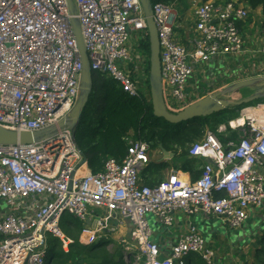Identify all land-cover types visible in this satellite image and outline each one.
I'll return each instance as SVG.
<instances>
[{
    "label": "built area",
    "instance_id": "1",
    "mask_svg": "<svg viewBox=\"0 0 264 264\" xmlns=\"http://www.w3.org/2000/svg\"><path fill=\"white\" fill-rule=\"evenodd\" d=\"M73 5L75 14L70 16L66 0H0L1 127L40 132L69 116L79 96L82 71L71 18L79 23L90 70L111 79L128 97L142 100L135 77L138 74L144 83L148 80L149 61L147 56H135L140 43L148 39L139 0H73ZM174 10V5L155 3L152 19L165 107L177 105L183 110L188 106L185 89L195 66L246 53L239 26L247 21L249 11L235 0L200 4L187 48L175 39ZM258 53L264 56V32ZM250 108L219 125L215 133L206 129L203 138L189 147L190 158L209 159L213 164L205 163L199 178L187 183L172 172L153 187L141 184L140 173L149 164L151 149L130 137L126 138L127 156L121 161L106 159L97 173L86 170L68 129L33 144L0 145L4 211L0 264H47V236L65 242L59 228L65 213L94 223L93 230H85V235L93 237L90 244L122 227L123 221L129 222L130 242L123 243L128 264H186L189 255L212 264L215 254L194 226L161 259L146 216L165 229L173 226L177 213L215 218L226 228L237 229L251 209H261L264 116L251 115ZM228 131L236 138L223 145L217 135L226 138Z\"/></svg>",
    "mask_w": 264,
    "mask_h": 264
},
{
    "label": "trees",
    "instance_id": "2",
    "mask_svg": "<svg viewBox=\"0 0 264 264\" xmlns=\"http://www.w3.org/2000/svg\"><path fill=\"white\" fill-rule=\"evenodd\" d=\"M149 1L151 5L155 3L175 5L187 0ZM232 1L234 0H214V3L221 5ZM235 1L237 4L248 9L249 17L247 20L251 18L256 9L261 8L263 16L262 27L264 28V0ZM140 47L143 53L149 55V42L147 38L141 42ZM145 83V91H149L148 80ZM149 98L147 101L130 98L111 79L106 78L99 72H92V90L74 137L78 149L83 154L86 170L91 173L101 171L104 162L108 158L121 161L129 152L126 138L130 137L133 140L146 142L151 150H159L158 147L162 146L166 152L173 154V158H180V168L176 166L175 170L189 173L192 181H195L201 174V167H197L196 161L190 159L188 156L189 147L203 138L206 129L215 133L219 124H224L221 122L224 116L231 115L251 106L231 107L229 110H224L222 113L214 114L210 117L195 118L181 124L172 125L163 119H157L153 116ZM233 119H229L227 122ZM234 135V132L228 131L226 138L220 134L217 136L222 144L225 145L227 140L234 138ZM173 167L171 161L148 164L141 171L140 178L145 180L148 178L147 176L170 170ZM143 184L153 187L158 183L152 184L151 182H146ZM222 195L217 194L216 197H221ZM81 229L73 236L72 233L70 234L73 239H69L73 243L68 245L69 249L67 252L63 251L62 243L58 239L52 237L47 240V264H63L65 259L70 256V248H73L75 245H78L82 251L88 247L79 241L78 237ZM104 244H107V242L105 241ZM101 246L103 245L99 247L101 248ZM105 250L100 252V254L91 253L89 255L90 264H112L113 256L118 257L116 264H123L120 250L118 253H110Z\"/></svg>",
    "mask_w": 264,
    "mask_h": 264
},
{
    "label": "crops",
    "instance_id": "3",
    "mask_svg": "<svg viewBox=\"0 0 264 264\" xmlns=\"http://www.w3.org/2000/svg\"><path fill=\"white\" fill-rule=\"evenodd\" d=\"M205 2L214 3V0H187L174 5V36L178 43L187 48H189V42L194 32V13L200 4ZM176 7L178 9L177 11ZM262 22L263 16L261 8H258L253 12L249 20L239 26L240 33L244 39V51L246 52L243 56L216 57L206 64L194 67L193 74L188 80L185 89L188 96V105L240 81L264 77V56L258 53L262 45V35L264 32ZM134 37L135 36H133V39ZM140 51L141 47L139 46V49L135 51L136 57L140 56L138 54ZM142 54L144 53L142 52ZM231 97H233V95H231ZM263 106L264 102H258L256 105H251L249 113L256 117L264 116V112L262 113ZM261 118L264 119V117ZM235 135L233 139L236 138ZM149 159V164L161 163L162 154L160 150H151L149 153ZM192 160L196 161L197 167H202L206 163L205 161H201L199 159ZM168 161L172 162L174 166L172 169L147 176L148 178L145 180L140 178V183H160L166 180L172 172H176L178 177L185 183L192 181L189 173L175 170L176 166L180 168L181 160L174 161V159H170ZM0 210L3 211V205L1 204ZM259 210L260 208L251 209L249 211V217L245 222H248V224H251L255 220L257 222L258 219L255 217L257 212L255 211ZM198 218H187L182 213H177L172 227L169 229H165L163 227V231H160L157 234H152L151 240L159 246V256L161 259L168 257L173 245L178 241V239L187 232L189 226H194L199 234L204 235L200 231L202 229L208 232L211 237L209 238L208 236L210 241H207V237L204 236L206 239L204 240L206 246L215 254L212 264H264V258L262 259L258 254L259 252L262 253V247L260 245L264 244V241L262 240L264 237L260 238L256 234L253 235L252 233H249L247 230V223H244L237 229H226L225 232H221L223 235H219V228L215 229L213 225L210 227L207 225L213 221L211 218L208 220ZM80 223L84 225V230H93L94 228L93 222ZM157 225L159 224L155 221L154 226ZM130 230L131 229L124 228L123 226L114 230L113 233H123L126 237H128ZM246 231L248 234H246ZM104 234L105 233H103L101 237H103ZM192 261L196 264H202L195 255H189L185 260L188 264H192Z\"/></svg>",
    "mask_w": 264,
    "mask_h": 264
},
{
    "label": "water",
    "instance_id": "4",
    "mask_svg": "<svg viewBox=\"0 0 264 264\" xmlns=\"http://www.w3.org/2000/svg\"><path fill=\"white\" fill-rule=\"evenodd\" d=\"M148 33L149 42V57H148V79H149V92L150 103L152 107L153 116L157 119H163L165 122L177 125L195 118H206L214 114L222 113L224 110H229L231 107H241L249 105L256 101L264 100V77L240 81L236 84L228 86L221 91L207 95L200 100L179 111L177 114L169 113L165 107L163 98V84L160 72V58H159V44L157 37V30L152 19V5L149 0H139ZM67 8L70 16H74L75 8L73 0H66ZM71 28L79 49L80 60L82 64V71L80 76L79 96L75 106L70 112L69 116L61 120L57 126L50 127L40 132H24L6 129L0 126V145H16V144H33L43 139L56 135L58 131L64 129L70 130L75 137V131L81 120L84 108L89 99L92 90V71L90 70L89 60L84 47L82 34L79 23L76 19H70ZM244 88H253L251 96L232 100L231 95L236 91ZM75 141V140H74ZM158 149L162 154L160 162H166L173 158V154L166 152L162 146ZM206 163L213 164L211 160L206 159ZM261 210V209H260ZM130 233V231H129Z\"/></svg>",
    "mask_w": 264,
    "mask_h": 264
},
{
    "label": "rangeland",
    "instance_id": "5",
    "mask_svg": "<svg viewBox=\"0 0 264 264\" xmlns=\"http://www.w3.org/2000/svg\"><path fill=\"white\" fill-rule=\"evenodd\" d=\"M177 10L178 9L176 7V11ZM173 29H174V25H173ZM132 36H135V35H132ZM142 52H143V50H141L138 53L141 57H146V56L149 57L148 54L144 53L145 54L144 55V54H142ZM138 63H139L138 65L140 67L143 65L140 61ZM146 65H147V63H146ZM135 66H136V63H133V65H130L129 67L132 70ZM135 80H136L140 95H142V99L147 101V99L149 98L150 92L149 91H145L146 83L143 82L142 78L138 74H136ZM148 85H149V79H148ZM252 93H253V88H244V89H241V90L236 91L235 93H233V97H231V99L232 100L243 99V98L251 96ZM164 95H166V92H164ZM263 101L264 100L256 101V102L251 103L249 105H256L258 102H263ZM173 107H176V108H172V107L168 106L167 110L169 112H171L172 114H177L179 111H181L180 106L173 105ZM238 116H240V111L236 112V113H232L231 115L224 116L222 118L221 122H223L226 125L227 124V120L233 119V118L238 117ZM219 125H222V124H219ZM172 159H174V161H177L180 158H176L175 157V158H172ZM255 212H257V215L255 214V217H257L258 221L256 222V220H255L251 224H248V222H244V223H247V230H248L249 233H252L253 235L256 234V235H258L261 238V237H264V203H263V205L261 207V211L259 210V211H255ZM96 213H97V215H102L100 210H96ZM3 214H4V211L0 210V216H2ZM198 217L202 218L201 216H197V218ZM146 218H147V221H148V224H149V227H150L152 233L157 234L158 232L163 231L164 228L161 225L154 226L155 221H154V218L152 216L147 215ZM211 219L213 221L210 222L207 225H209V227L211 225H213L215 229L219 228L218 229V232L220 233L219 235H223L221 232L222 231L225 232V230L228 229V228H226L225 226L221 225L220 221H218L217 219H214V218H211ZM123 226H124V228L131 229V224L129 222H127V221H123L122 227ZM59 228L61 229L63 235L65 236V242H61V243H63V246H62L63 251H65V252L68 251V249H69V246L67 245L68 241H71L73 243V241L71 239L69 240L67 238H72V236L78 230H80L81 228H83V230L81 229V231L79 233V237H78L79 241L84 246H88L87 248H84L83 251H82V249L79 248L78 245H75L73 248H70V251H71L70 256H68V258L65 259L63 264H90L89 255L91 253L100 254V252L105 250V248L110 253H118V251L120 250L121 253H122L123 264H128L129 263V262H127V258L124 257L125 245L123 243H124V241L130 242V240L128 239V237L125 236V234H123V233L118 234V232L105 233L103 237H101V235H100L99 238H97L92 244H90V242H91L93 237H91L89 234L85 235L84 225L82 223L78 222L75 218L71 217L70 215H68L66 213L63 214V216L61 217ZM200 231L204 234V235L201 234L202 237L204 239H205V237H207V241H210L208 239V236H209V238H211V237L208 234V232H206V231H204L202 229ZM248 232L246 231V234H248ZM71 233H72V236H70ZM96 236H99V234L96 235ZM249 237H251V236H249ZM47 238L50 239L52 237L48 235ZM105 241L107 242V244H104ZM97 244H100V245H103V246H101V248H100L99 247L100 245H97ZM260 246L262 247L261 248L262 253L259 252L258 254L263 259L264 258V244H261ZM82 252H83V254H82ZM197 258L199 259V261L202 264H206V263L202 262V260H200L199 257H197ZM125 260H126V262H125ZM117 261H118V257L117 256H113L112 264H116ZM98 264H100V263H98ZM186 264H188V262H186ZM192 264H196V263L193 262Z\"/></svg>",
    "mask_w": 264,
    "mask_h": 264
},
{
    "label": "bare ground",
    "instance_id": "6",
    "mask_svg": "<svg viewBox=\"0 0 264 264\" xmlns=\"http://www.w3.org/2000/svg\"><path fill=\"white\" fill-rule=\"evenodd\" d=\"M263 112H264V106L262 107V113H263ZM262 113H261V114H262Z\"/></svg>",
    "mask_w": 264,
    "mask_h": 264
}]
</instances>
